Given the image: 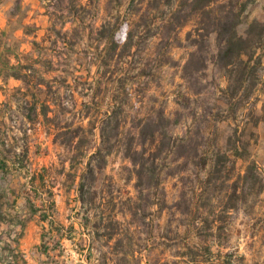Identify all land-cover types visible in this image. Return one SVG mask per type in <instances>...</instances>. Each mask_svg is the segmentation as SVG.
Returning <instances> with one entry per match:
<instances>
[{"label": "rangeland", "instance_id": "rangeland-1", "mask_svg": "<svg viewBox=\"0 0 264 264\" xmlns=\"http://www.w3.org/2000/svg\"><path fill=\"white\" fill-rule=\"evenodd\" d=\"M192 1L43 0L31 18L14 5L3 74L24 78L0 80V264H264V71L230 117L215 27ZM254 20L264 0L237 29L264 64ZM78 145L111 149L82 193Z\"/></svg>", "mask_w": 264, "mask_h": 264}, {"label": "trees", "instance_id": "trees-1", "mask_svg": "<svg viewBox=\"0 0 264 264\" xmlns=\"http://www.w3.org/2000/svg\"><path fill=\"white\" fill-rule=\"evenodd\" d=\"M254 1L255 0H246L241 2L239 13H234L236 6L232 2L221 5L218 9L215 8V0H193L190 3L194 7L197 14L200 13L202 17L206 15V17L210 20L211 25L215 27L212 32H208L216 35L214 45L215 51L212 57L225 71L224 76L227 79V84L225 88H219V92L223 95L225 105L231 109L232 114L230 117L233 119L237 117L238 112L242 109L243 106H241V103L246 98H250L254 95L257 87L262 81L261 72L264 71L262 55H257V50L262 47V45L258 46L253 39L251 40V36L245 38L240 35L237 30L240 23V14L246 11L248 6L253 4ZM182 26L183 25H180V27ZM251 27H259L262 32H264V24L258 22L257 20L252 22ZM210 34L207 36L200 34L199 36L210 39ZM184 68L186 71H189V62L186 66H184ZM13 69L15 71L13 77L22 80L24 77L19 74L18 67H13ZM206 69V62H204L201 71H205ZM191 95L199 94L191 93ZM26 103V106L31 105L32 110L36 108L35 104H29L28 101H26ZM116 116L117 115H115L113 111L112 114L108 115L105 120L106 126L102 131L103 146H106L107 144V134L118 135V118ZM161 119L168 120L164 114L161 116ZM259 120L264 121V106L262 108L261 116L255 120V125L258 124ZM113 123L115 124V128H110L109 126ZM106 128H110V131L105 132L107 131ZM164 135L165 133L161 134L158 131H154L152 143L157 144L158 142H161V140H164ZM72 139H74V137L71 136L68 138L67 142H70ZM103 146L88 158L84 151L79 153V149H81V147L79 145L77 146L79 154L75 156V160L79 159L84 162V160L88 159L86 170L83 172L81 180L79 181L80 193L83 192L87 182L94 178L95 167L92 165L93 160L99 159L100 165H102L105 164V156L111 154V149L107 147L104 148ZM2 155L3 154L0 151V173H7V162ZM53 205L54 201H52L51 198V207H53ZM2 206L3 205L0 204V224L8 221V215L3 211ZM31 209L33 214L38 211L35 207ZM47 220V216H43V221Z\"/></svg>", "mask_w": 264, "mask_h": 264}, {"label": "crops", "instance_id": "crops-1", "mask_svg": "<svg viewBox=\"0 0 264 264\" xmlns=\"http://www.w3.org/2000/svg\"><path fill=\"white\" fill-rule=\"evenodd\" d=\"M43 0H0V37L7 35L6 25L11 20V10L14 5H20L23 9H27L29 18L37 16L38 12H42L40 4ZM7 50L3 45H0V80H16L14 78H4L3 72L9 68L10 64H5L3 58L6 56ZM19 62V61H18ZM17 62V63H18ZM20 80V79H18Z\"/></svg>", "mask_w": 264, "mask_h": 264}]
</instances>
